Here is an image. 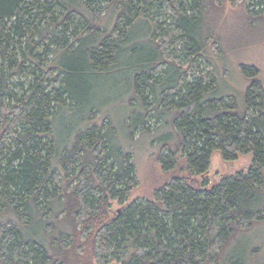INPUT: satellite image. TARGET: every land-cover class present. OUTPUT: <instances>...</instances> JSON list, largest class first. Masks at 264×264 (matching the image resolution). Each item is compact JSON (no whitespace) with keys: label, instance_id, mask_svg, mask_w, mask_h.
I'll return each instance as SVG.
<instances>
[{"label":"trees","instance_id":"16d2710c","mask_svg":"<svg viewBox=\"0 0 264 264\" xmlns=\"http://www.w3.org/2000/svg\"><path fill=\"white\" fill-rule=\"evenodd\" d=\"M237 1L264 23V0H0V264H248L232 246L264 220V86L242 64L240 108L199 63L207 3ZM121 71L129 139L172 128L153 199L127 201L132 154L94 103ZM214 151L251 163L210 183Z\"/></svg>","mask_w":264,"mask_h":264},{"label":"rangeland","instance_id":"374dc122","mask_svg":"<svg viewBox=\"0 0 264 264\" xmlns=\"http://www.w3.org/2000/svg\"><path fill=\"white\" fill-rule=\"evenodd\" d=\"M203 12L204 33L206 31L213 33L218 44L213 45L215 38L210 41L204 56L199 58L200 67L216 74V94L226 97L234 95L240 108H243L245 92L251 81L241 72V65L257 66L259 79L264 86V23L250 22L245 4L240 1L220 6L207 3ZM93 83L96 99L94 103L100 106V112L103 114L106 110L110 113L117 133V143L132 154L136 167L138 184L133 187L127 201L132 202L138 198L153 199L156 188L169 182L172 176L165 173L155 162L160 139L171 133L172 128L164 123L156 124L155 130L151 133L138 132L134 139H129L125 118L133 111L130 101L132 90L125 82L124 71ZM221 159L220 152L214 151L210 159L211 168L207 174L210 183L219 182L225 175L246 169L251 163L250 155L239 156L237 160L231 162ZM119 207L120 204L114 201L113 209ZM232 251L247 256L248 264L264 263V220L239 233ZM250 252L254 255H250ZM88 264L97 263L93 261Z\"/></svg>","mask_w":264,"mask_h":264}]
</instances>
